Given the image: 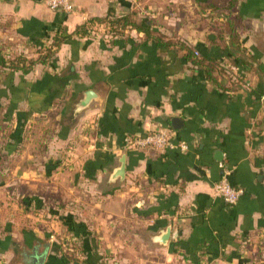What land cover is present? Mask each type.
<instances>
[{
	"label": "crops",
	"instance_id": "1",
	"mask_svg": "<svg viewBox=\"0 0 264 264\" xmlns=\"http://www.w3.org/2000/svg\"><path fill=\"white\" fill-rule=\"evenodd\" d=\"M164 1L165 10L154 0H74L76 10L66 13L43 0H0V113L8 125L24 127L18 143L28 147L30 167L20 178L31 196L78 200L99 231L75 233L73 215L53 220L58 233L75 227L79 252L73 259L65 244L38 240L29 252L45 253L43 264H264V0L231 8L229 0ZM106 17H129L144 29L127 24L110 33L96 22L54 45ZM232 32L252 64L234 62ZM50 49L55 55L43 58ZM189 51L217 63L228 90L210 81ZM18 56L46 61L23 70L3 64ZM161 129L188 149L125 147L126 138ZM58 152L72 156L54 171ZM122 157L129 184L120 189L108 180ZM54 173L55 188L45 185ZM224 175L244 188L234 205L214 195ZM87 191L91 201L81 202ZM168 228V242L159 243ZM1 248L0 259L11 257Z\"/></svg>",
	"mask_w": 264,
	"mask_h": 264
},
{
	"label": "rangeland",
	"instance_id": "2",
	"mask_svg": "<svg viewBox=\"0 0 264 264\" xmlns=\"http://www.w3.org/2000/svg\"><path fill=\"white\" fill-rule=\"evenodd\" d=\"M154 2H156L155 6H157V9L165 10L168 6V2L164 0H154ZM5 119L3 113H0V244L5 246V248H1V251H11V257H2L0 264H34L33 260H35V256L31 253L34 245L39 242L38 240L45 242L49 238L51 240L54 239L53 241L59 244V246L65 244V248H69L67 249L69 257L77 256L80 245L77 240L73 239V229L76 227L75 233L82 232L83 230L84 232L86 230L90 231L92 229L94 234H99V231L93 228L91 223H88L89 220L87 219L86 221L85 219L89 216V210L84 206L78 209L75 205L76 201H78L76 199H70L64 202L62 197L54 194L56 192H50L46 197L40 194L29 195L30 193L28 191L30 188L27 186L28 183H25L23 177L20 178L25 172L26 167H30L24 162L25 151L28 147L19 146L18 143V141L24 142L25 140V137L22 135L24 133V127L21 130L20 122L14 128L11 124L8 125V121ZM35 134L36 138H39V134L37 132ZM84 140L88 141L87 138H84ZM70 150L72 148L67 149V151ZM64 153L66 152L57 153L58 159L51 164L54 167V171H56L55 163L57 161L60 165H62L63 160L69 162L70 156L72 155L70 153ZM14 161L17 163H14ZM72 165L74 164L71 163ZM39 166L40 163L36 165V167ZM66 166L70 167V163ZM52 177L55 179L52 184L46 182L45 185L55 188V181L57 179L55 173ZM82 181L84 189H88L89 181L85 177ZM108 181L111 185L118 186L119 188L129 184L127 179H110ZM38 183L42 184L40 181ZM86 193L87 195L83 194L81 199H77L81 202L91 201L93 196H90L88 191ZM69 215L70 217L73 215L77 220L80 218H83V220H75V227L69 224L61 233L55 231V227L53 226L56 223L53 220L63 222L62 220L64 218L62 217ZM117 230L119 232L120 229L118 228ZM46 233L48 236H44L43 238V235ZM39 234H42V236ZM2 239L5 240L2 241ZM3 258L9 259L5 261Z\"/></svg>",
	"mask_w": 264,
	"mask_h": 264
},
{
	"label": "trees",
	"instance_id": "3",
	"mask_svg": "<svg viewBox=\"0 0 264 264\" xmlns=\"http://www.w3.org/2000/svg\"><path fill=\"white\" fill-rule=\"evenodd\" d=\"M238 0H229V5L228 8L233 7ZM228 21L230 22V24H232L233 22H231V19L228 17ZM99 23V24H103L104 27L111 32H115L116 28H118V26H126L131 25L134 28L137 29H144L143 26H141L140 24H137L136 22H134L131 18L129 17H106V18H94L92 20H89L88 22H86L84 25H82L80 28H78L74 33H69V34H64L62 36V38L60 37H56V41L54 43V45H56V47H58L61 43V41H64L65 39L71 38L75 33H87L89 28L91 29L94 26V23ZM223 39V37H222ZM239 37L236 34V32H232L231 36H230V41L228 44V48L230 50V54L232 57L235 58L234 62L240 64V65H245V64H252L250 59L243 53H239L238 51L241 49L240 44H239ZM235 46V47H234ZM55 55V51L53 50H49L45 55H43V58H52ZM189 59L195 64L196 67H202L207 75V78L212 81L215 82L221 89L223 90H228V88L225 87V84H223L222 80H219V78L216 76V72L218 71V67H217V63L215 64L214 62H210V63H205L204 60L200 57H198L196 54H194V52L189 51L188 54ZM27 59L23 56H18L16 57L11 63L6 64V61H3V64L5 66H8L14 70H23L26 68H31L33 67L36 63H38L39 61H43L45 62L46 59ZM227 67H222L221 72L223 75H225V73L227 72ZM228 73V72H227ZM230 74V72H229ZM62 250V249H60ZM71 258L74 259L73 256H71Z\"/></svg>",
	"mask_w": 264,
	"mask_h": 264
},
{
	"label": "built area",
	"instance_id": "4",
	"mask_svg": "<svg viewBox=\"0 0 264 264\" xmlns=\"http://www.w3.org/2000/svg\"><path fill=\"white\" fill-rule=\"evenodd\" d=\"M47 6L53 11H63L71 13L76 10L74 0H43ZM199 55L198 51H195ZM235 69H238L234 66ZM125 147L129 149H145L151 148L160 151L180 150L186 151L188 145L184 142H176L171 131L166 129L156 130L146 133L145 135H138L128 137L125 139ZM214 195L221 197L228 205L236 204L244 194V188L233 185L226 175L214 184Z\"/></svg>",
	"mask_w": 264,
	"mask_h": 264
},
{
	"label": "water",
	"instance_id": "5",
	"mask_svg": "<svg viewBox=\"0 0 264 264\" xmlns=\"http://www.w3.org/2000/svg\"><path fill=\"white\" fill-rule=\"evenodd\" d=\"M180 124H182V120H180L179 118H173V125L175 127H181ZM222 153L218 152L216 154V158L219 160H222ZM126 162H125V158L122 157L121 159V166L116 168V170L113 172L111 179L112 180H124L126 179ZM172 234V230L171 228H168L166 232L162 233L160 236L157 237V241L161 244H166L170 238ZM45 253H40L35 255V264H43L44 260H45Z\"/></svg>",
	"mask_w": 264,
	"mask_h": 264
}]
</instances>
